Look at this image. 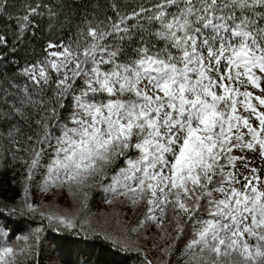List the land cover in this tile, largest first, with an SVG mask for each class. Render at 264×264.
Instances as JSON below:
<instances>
[{
	"label": "snow or ice",
	"instance_id": "6c2138e0",
	"mask_svg": "<svg viewBox=\"0 0 264 264\" xmlns=\"http://www.w3.org/2000/svg\"><path fill=\"white\" fill-rule=\"evenodd\" d=\"M0 23V264H81L48 233L264 264V0H0Z\"/></svg>",
	"mask_w": 264,
	"mask_h": 264
},
{
	"label": "trees",
	"instance_id": "16d2710c",
	"mask_svg": "<svg viewBox=\"0 0 264 264\" xmlns=\"http://www.w3.org/2000/svg\"><path fill=\"white\" fill-rule=\"evenodd\" d=\"M17 6L23 4L25 0H13ZM47 2H55V0H47ZM65 5L67 6V10L77 9L78 11L82 10L85 5H90L93 0H63ZM106 0H100L101 4H104ZM121 2H125V0H121ZM130 5L134 3H139L140 0H126ZM75 23V20L73 21ZM59 26V22H57V27ZM47 21L42 24V28L46 29ZM0 28H3V24L0 23ZM9 41H11V37L9 36ZM37 52H39V44H37ZM15 58H20L15 57ZM17 69L14 65L8 68V72H15ZM3 70L0 69V72ZM3 80V76L0 75V81ZM18 82L23 83V78H19ZM8 85L5 83H0V96H2V89L7 87ZM7 106L3 103H0V109L6 108ZM26 112L29 114L30 119L27 121L20 120L19 117L14 118V122L18 121L19 125L24 134H28L30 129L29 125L32 124V121L37 117L35 109H26ZM8 123L0 120V131L6 132L8 129ZM34 127V125H33ZM23 139V137H20ZM7 141L0 137V146L6 145ZM11 177V172H0V184L8 182ZM9 192H12V189L9 188ZM102 193L99 191H94L92 196L93 199L91 201V208L94 213L103 212L107 209L112 211L106 204L102 202ZM101 207H105L103 210ZM117 209L122 211V213L126 212L122 210L119 205L115 206ZM130 210V209H129ZM128 215L124 216V219L132 222L135 220V217L132 215L131 210L127 212ZM19 227L22 229H26L28 227L27 224L21 222ZM156 230L153 228L150 230L151 232H155ZM48 242L51 244L52 250H57L56 255L53 259L63 258L65 261H80L81 264L87 262V264H137V256L135 253L125 254L117 249L113 248L109 243L105 242L101 238L94 237H85L81 236H73L71 234L66 233H48ZM183 246V242H181V247ZM62 250V251H61ZM150 255H155L154 253H150ZM177 256H179V251H177L176 256H173V264H178ZM42 264H48V257L45 256L42 258Z\"/></svg>",
	"mask_w": 264,
	"mask_h": 264
},
{
	"label": "rangeland",
	"instance_id": "374dc122",
	"mask_svg": "<svg viewBox=\"0 0 264 264\" xmlns=\"http://www.w3.org/2000/svg\"><path fill=\"white\" fill-rule=\"evenodd\" d=\"M103 210L105 209V207H101ZM117 210H119V209H117ZM122 210H124V211H126V212H129L130 210L129 209H125V208H123ZM120 211V210H119ZM103 212H111V211H109V209H107V210H105V211H103ZM121 213H122V211H120ZM96 213H97V210H96ZM121 219H124V216L122 215L121 216ZM125 220V219H124Z\"/></svg>",
	"mask_w": 264,
	"mask_h": 264
}]
</instances>
